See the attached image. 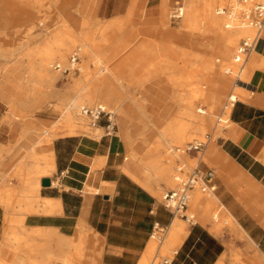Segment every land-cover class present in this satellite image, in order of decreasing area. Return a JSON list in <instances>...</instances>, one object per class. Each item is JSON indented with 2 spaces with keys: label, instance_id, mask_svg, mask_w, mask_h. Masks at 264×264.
<instances>
[{
  "label": "crops",
  "instance_id": "1",
  "mask_svg": "<svg viewBox=\"0 0 264 264\" xmlns=\"http://www.w3.org/2000/svg\"><path fill=\"white\" fill-rule=\"evenodd\" d=\"M129 1L101 0L98 6V15L106 18V24L112 22L107 30V57L112 62L138 39L136 26L131 25L124 36L119 33L128 24L116 26L126 18L122 11ZM146 1L144 23H157L165 0ZM234 50L232 47L224 54L225 62L236 64ZM239 68L238 76L243 74L244 80L240 81L246 86H232L238 97L227 113L230 128L223 129L225 135L219 138L218 154L210 158L219 163L217 174L211 170L215 191L193 192L190 205L198 220L194 224L187 222V227L183 218L173 217L162 200L156 199L160 186L144 166L132 159L124 163V146L115 133L106 132L105 119L97 127L90 126L104 131L99 137L79 134L83 126L75 132L60 128L52 143L45 137L34 143V131L30 128L25 132L24 123L12 118L8 105L0 99V150L9 146V158H22L26 152L25 157L40 160L30 168L18 161L13 175L21 180L14 183L21 185L16 187L8 185V177H14L7 173L9 170L0 169V257L17 258L23 249L16 238L2 235L8 216L18 223L12 225L17 233L26 229L35 247L40 246L37 240L49 238L66 247H73L70 242L75 238L78 246L73 248L81 251V246L89 243L92 249L86 254L90 264H139L148 251L156 224L166 231L170 229L166 238L171 258L165 264H228L223 261L224 255L237 248L227 247L225 236L211 230L213 216L203 219L204 207L214 199L210 211L213 207L214 211L219 209L224 219L228 213L238 233L227 228L229 232L248 238L254 249L247 254L264 264V31L247 63L241 62ZM226 90L214 87L212 97H204L205 104H215L218 94L223 95ZM30 142L34 143L32 148ZM41 143L46 147L39 153L35 147ZM51 171L53 175L48 176ZM43 178H49L51 184L40 187ZM199 201L202 207L198 206ZM223 225L226 228L227 223Z\"/></svg>",
  "mask_w": 264,
  "mask_h": 264
},
{
  "label": "rangeland",
  "instance_id": "2",
  "mask_svg": "<svg viewBox=\"0 0 264 264\" xmlns=\"http://www.w3.org/2000/svg\"><path fill=\"white\" fill-rule=\"evenodd\" d=\"M32 1L35 2V7L39 8V0ZM74 1V5L70 9L78 20L77 24L74 25L75 30L80 31L85 28V31L90 34L92 44L96 46L95 55L98 60H100L101 65L98 69H96L98 67L97 64L95 65L94 61L92 60H87L86 57L80 59V63L86 67V61H88L87 63L89 67L92 68V70L96 69V71H94L93 73L94 75L97 73L102 74L103 81L109 84L113 83L118 91L121 92V95L124 98L125 102L131 105L132 108L140 105L147 113V116L127 119L122 123L120 114L118 113V111H115V113L113 114V122L115 124L116 137L124 146V163L135 160L137 163H140L144 166L151 179L155 181L158 186H160L158 194L153 195L156 197V199L161 201L163 199V194L169 189L176 188L177 183L174 186H169L163 181L158 180L156 170L151 171L145 167L146 162L150 160V158L154 156L155 153L164 149L161 144L162 140H157L158 136L153 132L152 120L159 115H165L166 117L164 118H175L180 122H187V119L183 116L179 117V114L183 110L186 99H189L190 97V93L192 91L191 89H193L195 84L200 80L199 77L201 75V62L195 64L193 61L194 58L191 57L194 56L193 54H200V51L206 48H208L209 53L212 55V57H220L219 44H217L215 48H211L207 45L206 42H203V39L198 36L199 33H197H204V14L207 10H209L206 3L216 1L215 12L216 8L222 7L223 5L227 6L229 5V3L225 4L227 2H225L224 0H194L195 6L193 8L192 14H195V19H191L190 21H188L187 19V16L189 14L188 10H185L184 15L180 18L170 17V15H172L176 11L179 5L184 4V0H170V2H167L168 7H166V10L164 8L160 9L161 11L157 19V23L156 21H154L151 25L144 23V14L142 16H134L136 23L132 21L130 23L136 26V35L138 39H136L133 44L126 47L124 51L120 55H118L119 57L114 62H116L119 58L126 54L135 44L143 41V54L145 56V60H142V63L138 62V64H134L133 68L130 69L127 73L133 72L136 76L145 74L150 68L149 62L151 61V59H154L155 68L157 69V71L154 73L155 84L153 86L151 85L152 87L147 88L146 85H148V83H145V86L140 85L141 87H139V84L137 83H132L124 80L120 84L117 78L107 71L108 67L111 66L114 62L109 61L110 59H108L107 57L109 40L107 35L108 28H105L106 18L100 17L98 15V6L101 0L98 2L97 7L94 10L95 17L86 25H83L82 21L84 17H89L90 15L89 7L91 0ZM156 1L157 0H152L153 3ZM146 2V0L142 2L141 9L145 10ZM128 7H126V9L122 11L124 14L127 13ZM6 9L7 8L5 6H0V26L3 22L1 16L5 13ZM161 12L166 15V22H162L163 14H161ZM130 26L131 25L129 24L126 25L125 28H123L124 30L120 32L119 35L124 36L126 32L130 31ZM23 27V22H19L16 28L13 29L11 38L8 35L6 36L4 32H1L0 30V43L5 42V45L2 43L0 44V99H2L8 105V113L11 115V117L19 118V121L21 123H24L25 132L30 128L34 131V143L39 140H43L44 137L48 140L50 139L52 143L53 139L59 135L56 134L55 125L56 123H59L62 117V113L61 111H59V108L62 106L61 101H64V106H68L70 110L74 112V114L77 113L76 109L79 104L91 103L78 100L76 90L72 87L74 82L79 79L81 71H72V73L69 74L55 73V70L52 66L49 67L50 70L54 72V74H56V78L53 80L50 86L47 87V85H41L40 89H38L34 94L30 93V82L27 81L28 71L30 70L28 68L29 60L28 57L23 56L22 53L27 48L36 49L37 47L45 45L46 38H48L49 35H51V33L53 32V26H40L38 20H36L35 26L32 28L33 32L28 34L27 38L17 39L22 38L21 36ZM246 35L248 34L240 36L236 43H234L233 47L235 49L238 50L241 41L246 37ZM157 37L158 39H156ZM77 45L78 42H74L70 46L68 51L65 48L62 49L63 52H66V60L70 56L71 51L74 50ZM235 51L236 50H234V52ZM56 61L60 60L56 58L53 59L51 63H54ZM35 62H37V60H35ZM172 62L173 64L168 65ZM99 64L100 63H98V65ZM127 70L128 69H125V71ZM220 71L222 73L223 69H221ZM238 74L239 72L224 75L226 78L230 79L229 87L227 88L226 93L222 95L221 102L219 103V108L216 109V115L213 117L214 121L210 124V126H208V129L195 132L196 136L183 142L184 144H188L190 142L199 140L205 142V140L209 139L210 143L206 142L205 148L198 154L195 151H191L187 154H183L181 156H176L175 158H173L172 175L174 174L177 177L179 175L181 178H184L195 167L204 172L210 169L213 170L215 174L218 173L219 163L215 162L214 159H207L206 154L211 146H214L216 148L219 147V138L225 135L223 129L230 128V123L228 122V120L222 121L223 113L221 112V110L223 104L230 96L233 95V92L235 90L232 91V86H234V84L246 86L245 83L240 81L244 80L243 74H240L239 76ZM168 80L170 81V83L172 82L175 85L172 86V84H170ZM178 84H180V86ZM12 94L14 96V105H10L8 102L9 100L6 97H9V95ZM152 109H154V112H156L155 114H157V116H154V112L152 111ZM82 126L83 131L79 134H89L95 137H99L104 132L103 130L92 129L89 125L88 118L84 119V121L82 122ZM219 127H221V129ZM129 142L133 143L136 149L137 153L135 156H131L127 152ZM34 143L30 142L31 148L33 147ZM150 146H152V148H150ZM173 146L175 147L176 144H174ZM45 147L46 146L44 145V143L38 144V146L35 147V151L42 153L43 151H45ZM10 153L11 151L9 146H5L4 149L0 150V169H3L2 171L9 170L7 173H10L12 175L14 173L13 171H15V169L18 167V161L25 164V166H28V168L33 167L34 164H37L40 161L38 159L36 160L33 158L25 157L26 152H24V156L22 158L7 157L8 155H10ZM179 167H181V170L178 169ZM53 173L54 171H51L48 176H52ZM8 179V185H10V187L21 185L14 183L15 180L21 182V180L16 176L12 178H10L9 176ZM40 187H42L41 182ZM86 190H89L91 192L95 191L93 189ZM194 191H192L191 193V199ZM13 192L15 193L16 190L12 191V193ZM33 192L34 191H31L32 195ZM211 197L213 198L214 196L211 195L210 198ZM13 199L14 201H16L15 197ZM212 209L213 210H211L212 212L210 211L207 220H210L212 215L211 213L215 212L214 207ZM187 213L192 214L190 202ZM225 219L227 220L226 228H224V223L222 222L220 223L219 229L218 231H216V233L225 236L227 247L234 246L237 248V250L234 251L232 249V254L228 256L224 255L223 261L226 260L228 264H261L259 261L255 260V258H250L247 254L248 251L254 249V246H252L250 240L245 237H235L227 229L229 228L230 230H232V233H238L236 232V228L232 225V217L228 213H226ZM194 220H198V215L196 213L194 215ZM183 222L187 227L188 223L185 221ZM169 231L170 229H168V231L166 232H159V235L156 239H150L149 246H152V249L150 250V252H147V254L145 255L146 257L144 256L146 258L145 264H151L153 262L160 263L171 258V254L168 252L167 247L168 238H166ZM0 240L2 241L1 235ZM37 242L40 243V246L35 247L34 245H32L29 250L31 252L26 256L29 263L65 264L64 258L66 256L70 257L69 264H89L90 262V257L86 254V252L88 253L92 249V245H90L89 243L83 244L81 246L83 251H81L79 248L74 249L73 247L61 246L57 242V240L53 238L41 239L37 240ZM29 243L31 244L30 241ZM240 244H244V248H240L238 246ZM174 249L175 248H173L172 251ZM102 252L103 241L101 255ZM243 252L246 253L243 254ZM18 257H12L9 260H5L2 257L1 258L5 262L13 264L18 259ZM26 264L28 263L26 262Z\"/></svg>",
  "mask_w": 264,
  "mask_h": 264
},
{
  "label": "bare ground",
  "instance_id": "3",
  "mask_svg": "<svg viewBox=\"0 0 264 264\" xmlns=\"http://www.w3.org/2000/svg\"><path fill=\"white\" fill-rule=\"evenodd\" d=\"M99 1L100 0H91L89 7L90 15L89 17L83 18V25L88 24L95 17L94 10L97 7ZM143 1L144 0H130L126 18L123 21L121 20L120 22H118L116 26H122L123 24H130L134 26V24L130 23L131 21L136 23L134 16H142L144 14V10L141 9ZM224 1L227 2L225 4L229 3V5H223L222 7L216 8V12V1L206 3L209 10H207L204 14V33L196 31L197 33H199L198 36L203 39V42H206L207 45L211 48H215L216 45L219 44L220 57H212V55L209 53L208 48L200 51V54H193L194 56L191 57L195 59H193L195 64L201 62V75L199 77L200 80L195 84L194 88L191 89L192 91L190 93V97L189 99H186L183 110L179 114V117H185L187 119V122H180L175 118H164L166 117L165 115L157 116V114H155L156 112H154V109H152V111L154 112V116L158 117H155L152 120L153 132L158 136L157 140H162L161 144L164 149L155 153L154 156H152L150 160L146 162L145 167L151 171L156 170L158 180L163 181L169 186H174L176 183L178 186L181 180V177L179 175L178 177L174 174L172 175L173 158L188 153L186 148L189 143L184 144L183 142L196 136L195 132L208 129V126H210V124L214 121L213 117L216 115L215 111L217 108H219V103L222 99V95L218 94L215 104L206 105L204 102V97H212L214 87L227 89L229 87L230 79L226 78L224 75L239 72L240 70L239 66L243 58L241 57L240 60L239 58H237L236 64H233L232 62L224 61V54L230 51V49L240 38V36L248 34L246 35V37H249L252 36L255 32L254 29L248 26L241 18V14L248 7V4H244L239 0ZM38 2L40 3L39 8H36L35 2H33L32 0H0V6L3 5L7 8L5 13L1 16L3 22L1 23L0 30L1 32H4L6 36H10V38L12 37L11 34L13 33V29L16 28L19 22H23L24 27L22 28V38L17 39L27 38V35L33 32L32 28L35 26L36 20H38L40 26H53V32L51 33V35H49L48 38H46L45 45L37 47L36 49L27 48L22 53V55L27 56L29 60L28 68L30 70L28 69L29 71L27 81L30 82V93L32 94L40 89L41 85H47V87H49L53 80L56 78V74H54V72L50 70L51 66L55 70V73H61L59 70L55 69L57 64L62 68L72 67L70 57L75 50H78L80 59L86 57L87 60L94 61L95 65L97 64L98 66L96 69H98L101 65L100 60H98L95 55L96 46L92 44L90 34L85 31V28L80 31L75 30L74 25L77 24L78 20L70 9L74 5L75 1L39 0ZM194 6V0H184V4L179 5L175 13L177 12V15L183 16L185 10H188L189 14L187 16L188 18H186L188 19V21H190L191 19H195V14H192ZM161 7L166 10V7H168L166 0L162 2ZM173 15L174 13L170 15V17L173 18ZM166 21V15L163 14L162 22ZM111 25L112 22L106 24L105 28L107 29ZM74 42H78V45L74 50L71 51L70 56L66 60V52H63L62 49L65 48L68 51L70 46ZM1 43L5 45V42ZM237 52L238 50L236 49V55ZM143 53V41L138 42L126 54H124L121 58H119L116 62L109 66L107 71L114 75L120 82V84L125 80L128 82L137 83L139 84V87H141L140 85L145 86V83H148V85H146L147 88L152 87L155 84L154 73L157 71V69L155 68L154 59H151V61L149 62L150 68L145 74L136 76L133 72L127 73L130 69L133 68L134 64H138V62L142 63V60H145V56ZM56 58H58V60L60 61L51 63V61ZM35 60H37V62H35ZM87 62L88 61H86V67L79 62V71H81V74L79 79L74 82L72 87L76 90L78 100L85 101L91 104H79L76 109L77 113L74 114V112H72V110H70L68 106H64V101H61L62 106L60 108L58 106V108L62 113V117L59 123H56V129L62 128L67 132H75V130H77L79 127H82V122L87 118L81 113V108L83 106L100 107L104 111L110 112L112 114H114L115 111H118L122 119V123L127 119L147 116V113L142 106L138 105L132 108L131 105L125 102L124 98L121 95V92L118 91L113 83L109 84L103 81L102 74L97 73L94 75L93 73L94 71H96V69L92 70ZM98 63L100 64L98 65ZM171 64H173V62L169 63L168 65ZM219 68L220 70L223 69L222 73L221 71L218 72ZM125 69L128 70L125 71ZM70 73H72V71ZM168 82L170 83L169 80ZM170 84H172V86L175 85L172 82ZM178 85L180 86V84ZM6 97L9 100V104L14 105L13 94L9 95V97ZM237 97L238 93L234 91L233 95L230 96L223 104L221 110V112L223 113L222 121L227 120V113L230 108V104ZM202 105L205 107H203ZM219 128L221 129V127ZM206 142L210 143L209 139L205 140L204 143ZM174 144H176L175 147L173 146ZM150 148H152V146H150ZM218 151V148L211 146L206 154V158H213V156L218 154ZM127 152L131 156L136 155L137 152L133 143L129 142ZM53 184H56V182H54ZM147 187L151 191H154L152 187ZM37 188L38 184L34 189L35 192H37ZM213 203L214 199H210L208 201V204H206L207 206L204 207L203 219H207V217L209 216L210 207ZM198 206H203L202 201L198 202ZM220 213V210L217 209L211 215V217L213 216V219L215 220V222H213V225L211 226V230L213 231H218L220 223H227L226 219L221 218ZM11 220V217H6L2 235L14 237L16 238L17 243L23 244V249L20 251L18 259L13 264H26V262L28 264H32V262L29 263L28 259L26 258L27 254L31 252L29 250L32 247V244L29 243V234L24 228L21 229L22 233H17L12 225L18 223H13ZM232 225L235 226L234 222H232ZM158 233V231H154L151 238L156 239L159 235ZM70 244L73 247H77L78 240L73 238ZM151 249L152 246H149L147 252H150ZM145 257H143L142 261L140 262L141 264L146 263ZM64 261L65 264H69L70 257L66 256L64 258ZM0 264L9 263L5 262L0 257Z\"/></svg>",
  "mask_w": 264,
  "mask_h": 264
},
{
  "label": "built area",
  "instance_id": "4",
  "mask_svg": "<svg viewBox=\"0 0 264 264\" xmlns=\"http://www.w3.org/2000/svg\"><path fill=\"white\" fill-rule=\"evenodd\" d=\"M244 4H248V7L242 12V20L250 27L254 29V34L249 37H245L238 48L236 59L242 57V62L245 63L249 55L254 51L263 31H264V0H239ZM177 13V12H176ZM174 12L173 18H180ZM177 15V16H176ZM244 15V16H243ZM243 16V17H242ZM72 67L62 68L58 64L55 69L59 70L62 74H69L71 71H79L80 55L78 50H75L70 57ZM81 113L90 120L92 127H97L101 119H105V129L108 134L115 133V124L113 122V114L106 112L100 107H88L83 106ZM205 148V143L202 141L190 142L187 146V152L195 151L197 154ZM181 170V167L178 168ZM213 172L201 171L197 167L192 169L184 178H181L178 186L174 189H169L163 194L162 202L165 207L170 209L173 217L183 218L186 222L194 224L193 214H188V206L191 199V193L195 189H199L203 193H214L215 185L212 183ZM158 232H166V228L158 224L155 225V230ZM154 233V232H153ZM166 260L160 263L151 264H165Z\"/></svg>",
  "mask_w": 264,
  "mask_h": 264
},
{
  "label": "water",
  "instance_id": "5",
  "mask_svg": "<svg viewBox=\"0 0 264 264\" xmlns=\"http://www.w3.org/2000/svg\"><path fill=\"white\" fill-rule=\"evenodd\" d=\"M50 184H51V181H50L49 178H43V179L41 180V185H42V186H49Z\"/></svg>",
  "mask_w": 264,
  "mask_h": 264
}]
</instances>
